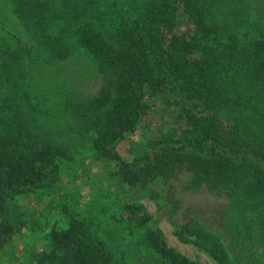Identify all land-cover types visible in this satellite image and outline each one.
<instances>
[{
	"label": "trees",
	"instance_id": "obj_1",
	"mask_svg": "<svg viewBox=\"0 0 264 264\" xmlns=\"http://www.w3.org/2000/svg\"><path fill=\"white\" fill-rule=\"evenodd\" d=\"M94 73L103 83L85 94ZM152 100L175 132L129 161L118 146ZM85 138L134 188L209 198L212 220H172L180 239L218 264H264V0H0V264L4 251L17 264H202L138 201L115 225L106 207L54 201ZM30 194L52 195L65 224L39 226L21 205ZM23 231L43 240L27 261Z\"/></svg>",
	"mask_w": 264,
	"mask_h": 264
},
{
	"label": "rangeland",
	"instance_id": "obj_2",
	"mask_svg": "<svg viewBox=\"0 0 264 264\" xmlns=\"http://www.w3.org/2000/svg\"><path fill=\"white\" fill-rule=\"evenodd\" d=\"M185 27L186 25L182 24L180 29H185ZM102 83L103 77L99 73H94L92 76L88 74L84 77L81 90L85 94H96ZM51 85L55 86V84ZM151 102H154V106H152L150 113L143 118L137 130L131 133L132 135L129 134L127 139L118 146L121 156L129 161L135 158L140 145L143 143H148V140L151 141L152 139H164L165 137H162L164 134L175 132L177 120L172 112L169 113L166 110V105H161L163 104L161 101L152 100ZM130 141L134 142L135 148H131ZM90 142L85 140L77 150V159L73 163L62 164L61 180L57 185L58 191H61L54 196L55 202L60 199V194L67 192L71 203L82 209L84 214L88 215V212L93 209L95 214L103 217L104 214H101L100 211L106 207L107 211L109 210L106 215L110 218L112 214H124L126 205L123 201L129 203L138 201L163 230L170 246L202 264H218L193 243L180 239L176 234L175 225L172 223V220L178 221L180 218V220H188L191 215L196 214L207 221L215 218V213L209 214L208 204L210 201L207 196L179 192L175 199L179 200L175 210L176 205L173 204L175 200L169 198V192H165L160 186L153 187L154 190L151 192L142 188H134L123 182L118 176L117 161L111 158L98 157ZM55 202H53L52 195L42 197L39 194H30L22 197L21 205L36 214L39 226L40 224H43V227L45 225L52 226L55 223L65 224V218L59 209L52 208V205L56 204ZM163 202L168 205L164 206ZM169 211L174 212L173 217ZM110 219L115 225V219ZM116 223L123 232L122 223ZM123 234H126L130 240L128 231L124 230ZM15 239V256H19L22 260H30L24 257L27 251L34 256L42 248V238L39 240L34 234L26 231H23V235L20 237L16 235ZM4 252L1 253L4 258L1 259L3 264H17V262H10L11 259L7 255L4 257Z\"/></svg>",
	"mask_w": 264,
	"mask_h": 264
}]
</instances>
